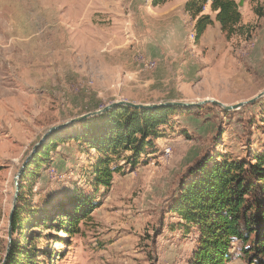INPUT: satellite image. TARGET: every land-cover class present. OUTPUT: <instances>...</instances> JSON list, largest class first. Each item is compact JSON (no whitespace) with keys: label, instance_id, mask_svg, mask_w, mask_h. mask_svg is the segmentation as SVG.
Here are the masks:
<instances>
[{"label":"rangeland","instance_id":"rangeland-1","mask_svg":"<svg viewBox=\"0 0 264 264\" xmlns=\"http://www.w3.org/2000/svg\"><path fill=\"white\" fill-rule=\"evenodd\" d=\"M256 5L263 15L254 12ZM239 9L237 33L226 36L214 22L196 39L183 0H0V259L14 179L20 172L19 185L49 127L64 124L56 132L72 135L79 129L66 121L120 100L232 105L264 90V0L243 1ZM139 55L154 67L145 68ZM262 100L233 110L212 102L179 107L152 153L135 165L125 153L113 164L121 169L111 186L98 192L91 183L96 150L73 137L59 141L38 175L23 179L15 209L49 206L75 194L94 196L97 206L70 234L26 224L23 233L11 229V240L24 243L31 235L42 251L39 264H187L196 230L177 227L180 219L168 201L201 155L247 158L264 150ZM232 252L228 264H248L239 242Z\"/></svg>","mask_w":264,"mask_h":264},{"label":"trees","instance_id":"trees-1","mask_svg":"<svg viewBox=\"0 0 264 264\" xmlns=\"http://www.w3.org/2000/svg\"><path fill=\"white\" fill-rule=\"evenodd\" d=\"M165 1L152 0V4ZM207 4L213 17L204 12ZM184 10L194 21L196 39L214 22L226 36L237 33L242 27L238 0H186ZM253 10L263 15L261 6L256 5ZM178 109L177 106L141 109L119 104L101 114L71 121L67 126L77 125L79 129L72 130V135L63 130L61 135L53 130L22 170L19 200L23 196V179L38 175L37 170L49 160V151L69 137L96 150L91 183L95 192L108 189L113 175L121 169L120 165H113L114 162L130 153L126 160L135 165L141 155L152 153L149 150L154 149V141L165 133L162 126ZM259 115L264 128V100L260 101ZM189 177L168 201L169 210L180 219L177 227L185 232L196 230V244L187 264H228L235 241L240 243V251L248 264H264V150L247 158L217 152L201 155L189 167ZM96 206L94 196L87 194H75L67 200L27 210L23 205L18 206L13 213L12 230L20 228L23 233L26 224L28 227L50 225L70 234ZM24 213L27 214L25 220L21 218ZM1 215L0 208V218ZM39 251L33 237L25 235L24 243L11 241L4 264H39L36 258Z\"/></svg>","mask_w":264,"mask_h":264},{"label":"water","instance_id":"water-1","mask_svg":"<svg viewBox=\"0 0 264 264\" xmlns=\"http://www.w3.org/2000/svg\"><path fill=\"white\" fill-rule=\"evenodd\" d=\"M244 0H238V7H240L242 5ZM264 96V90L262 92H260L259 94H257L255 97L251 98L250 100H247L245 102H240L238 104H232V105H226L223 104L215 99H206L203 101H199V102H180V101H166V102H161V103H153V104H143V103H135V102H131V101H127V100H120V101H115L112 102L110 104L105 105L104 107L95 109V110H90L88 112L82 113L74 118H71L70 120L66 121L65 124L69 123L70 121H74V120H81V119H85L88 118L90 116H94L97 114H101L103 112H105L106 110L110 109L111 107L115 106V105H119V104H123V105H127L133 108H141V109H154L157 107H162V106H177V107H193V106H199L201 104H204L206 102H212L214 104H217L219 106H221L224 110H233L236 109L242 105H244L245 103H253L256 99H258L259 97ZM64 124H58V125H54L51 126L47 129V131L44 133V135L42 136V139L45 138V136H47L50 132H52L53 130H56L60 127H62ZM20 176V172L18 173V175L15 177L14 179V185H15V194H14V199H13V204H12V209L9 215V219H8V243L5 249V254L3 256V260L1 262V264H4L6 258H7V254L9 252V247H10V243H11V229H12V217H13V213L15 210V203L17 201V197H18V192H19V187H18V178Z\"/></svg>","mask_w":264,"mask_h":264},{"label":"built area","instance_id":"built-area-1","mask_svg":"<svg viewBox=\"0 0 264 264\" xmlns=\"http://www.w3.org/2000/svg\"><path fill=\"white\" fill-rule=\"evenodd\" d=\"M146 2H152V0H145ZM193 35V34H192ZM139 58L137 59L140 63H142V65L145 68H152L155 65V62L150 61V60H145L141 55L138 56ZM170 153V148H165L164 149V156H168Z\"/></svg>","mask_w":264,"mask_h":264},{"label":"crops","instance_id":"crops-1","mask_svg":"<svg viewBox=\"0 0 264 264\" xmlns=\"http://www.w3.org/2000/svg\"><path fill=\"white\" fill-rule=\"evenodd\" d=\"M166 2V1H165ZM186 2V0H183V11H184V13L187 15V16H189L186 12H185V10H184V3ZM207 9V10H206ZM205 10H206V12L205 13H210V15L212 16L214 13H212L211 11H209V4H207L206 5V7H205ZM194 23V21L192 22V24ZM210 27V26H209ZM207 29H208V27H207ZM206 29V30H207ZM205 30V31H206Z\"/></svg>","mask_w":264,"mask_h":264}]
</instances>
